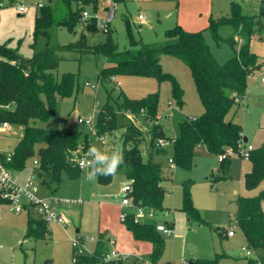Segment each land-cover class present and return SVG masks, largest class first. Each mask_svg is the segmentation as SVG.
Returning <instances> with one entry per match:
<instances>
[{
    "label": "rangeland",
    "instance_id": "374dc122",
    "mask_svg": "<svg viewBox=\"0 0 264 264\" xmlns=\"http://www.w3.org/2000/svg\"><path fill=\"white\" fill-rule=\"evenodd\" d=\"M232 0H124L117 3L115 17L111 24L112 37L119 51L132 48V41L141 42L145 46L157 47L164 45L167 32L180 27L188 33L203 32L211 47L212 53L220 64L232 58L234 52L226 43L216 44L211 37L208 26L210 19L228 17L231 14ZM240 2L242 11L246 15L258 14L262 0H233ZM38 4L40 0H0V44H7L12 50H17L24 58H30L34 53L44 51L47 47L56 48L75 43L84 31L87 35L88 45L103 43L107 39L106 33L99 30L90 34L83 29L82 24L76 26L75 32L66 27L53 26L46 35H36L35 21L40 14ZM18 6H24L26 11L20 13ZM113 7L107 0H95L87 5L84 11L89 16L101 18L108 15ZM86 20H90L89 18ZM129 25H126V21ZM260 28L251 43V49L264 62V16L260 19ZM223 38L233 35V29L224 25L219 29ZM240 43L236 46L239 50ZM138 49V47H137ZM59 66L53 71L57 78L64 73L78 75V93L71 97L58 98L55 114L47 120H31L32 127L49 130L76 129L89 131L81 127L79 118H92L94 128L98 113L108 100V92H112L111 104L120 93L130 99H142L149 94L159 93V123L166 136L167 144L164 155L155 156V161L161 162L164 173L169 177L164 183L166 195L164 210L157 212L158 220L172 224L174 232L171 238L164 237L163 252L157 264H183L184 261L216 260L218 264H247L248 258H257L258 253L247 257L242 250L251 249L237 224V200L242 197H257L264 190V181L255 189L245 186V174L252 169V162L244 160L239 153H234L226 163H230L229 171L224 174L219 156L211 154L205 146H198L194 153V164L185 169L170 164L169 159L174 157L173 139L177 135V124L184 119H196L204 114L192 72L182 61L170 55H161L160 63L164 73L172 75L183 91V106L180 108L172 96V83L170 80L158 82L154 77L142 75L118 74L113 78L101 81L100 73L108 64L103 56L94 57L91 54L79 52L57 51ZM263 70L250 78L248 91L242 106L238 110L235 121L242 129L244 147L252 146L255 151L264 147V85L260 80ZM89 86H86V84ZM95 86L97 89H93ZM131 118V119H130ZM119 128L112 134L103 136L102 140L92 130L91 146L95 145L101 155L121 153V137L130 122L140 126L145 134L146 127L141 118L128 116L123 111H117ZM23 128L12 126L5 132H0V153L8 156L21 139ZM247 139V142H244ZM147 148L143 146L144 157ZM34 176L32 185L42 188V180L33 172V163L18 176L15 182L19 186H26L27 180ZM128 183L124 172L117 173L109 184H101L97 178L89 179L87 175L77 180H70L63 176L58 188L57 198H73L84 190L82 197L84 205L60 203L63 215L68 223L65 228L50 223L47 233L37 240H24L28 224V212L21 214L3 213L0 216V264H75L73 258L74 248L71 240L93 238L95 241L86 243L90 251L95 250L98 232H95L98 222L102 230L112 233L119 253L134 257L151 256L153 252L150 242L137 241L126 229L120 219L121 188ZM189 184L190 198L199 217H192L183 210L185 186ZM0 187V191H1ZM37 193V192H36ZM76 194L71 196V194ZM68 194V195H67ZM91 194L95 197L90 211L82 213V207L88 204ZM37 196L38 193L36 194ZM79 196V195H78ZM92 201V202H93ZM108 203L100 208L99 202ZM110 201V202H108ZM0 202V208L5 209ZM264 211V200L262 201ZM128 211V210H127ZM166 212L168 214H166ZM35 216L34 214H32ZM141 223H155L152 219L143 218ZM87 228L91 229L88 231ZM80 229L78 233L77 230ZM216 229L235 231L234 238L220 237ZM87 230V231H86ZM23 237L21 238V233ZM122 246L127 248L123 251ZM262 253V251H261ZM260 254V253H259Z\"/></svg>",
    "mask_w": 264,
    "mask_h": 264
},
{
    "label": "trees",
    "instance_id": "16d2710c",
    "mask_svg": "<svg viewBox=\"0 0 264 264\" xmlns=\"http://www.w3.org/2000/svg\"><path fill=\"white\" fill-rule=\"evenodd\" d=\"M120 2L124 0H114ZM95 0H49L40 8L36 17V35H46L53 26L66 27L75 32L76 26L82 24L90 34L98 31L94 19L84 20L83 12L87 5ZM264 16V0L258 14L246 15L240 2L231 1V14L228 17L210 19L208 30L216 44H228L234 54L226 63L220 64L212 53L203 32L188 33L180 27L167 32L169 42L157 47L145 46L141 42H131L132 48L119 51L112 37V29L106 34L105 42L90 46L83 31L80 38L66 46L47 47L44 51L34 53L30 58L22 57L17 50L7 44H0V124L8 123L11 127L23 128L21 139L14 149L10 162L1 155L0 163L14 173L24 171L30 162H37L36 175L43 184L57 191L63 176L77 180L92 170L103 171L111 158L93 161L86 171L79 168L78 160L82 152H88L92 142V132L76 129L74 132L49 130L32 127L31 120H47L55 114L58 98L71 97L78 93V75L64 73L57 78L53 71L59 66L57 51L79 52L94 57L103 56L107 66L100 73L101 81L111 79L118 74L142 75L154 77L158 82L170 80L172 96L177 105L183 106V91L176 79L163 72L161 55H170L187 65L204 107V114L196 119H184L177 124V135L173 139L174 157L177 166L189 169L194 164V153L198 146H205L214 155H221L227 149L235 152L243 144L242 129L235 121L242 101L246 97L249 81L257 72L262 71L263 64L251 49V43L259 30L261 17ZM129 25V21H126ZM228 25L233 35L223 38L219 34L221 26ZM98 28V29H97ZM240 45L239 50L236 46ZM138 47V49H137ZM112 92L98 113L95 125L97 137L112 134L119 128L117 111L141 118L146 127L145 134L140 126L130 122L122 135L123 162L110 175H97L101 184H109L113 177L124 172L128 181L134 180L133 191L129 197L135 206L157 212L164 210L168 176L164 173L161 162L155 156L164 155V148H158L160 139H166L159 123V93L149 94L142 99H130L120 93L111 104ZM131 119V118H130ZM82 127V126H81ZM143 146L147 150L144 157ZM229 159L222 162V171L230 169ZM252 169L245 174L247 189H255L264 181V147L253 150L250 156ZM183 210L192 217H199L190 198L189 184L185 186ZM264 190L257 197H242L237 200V224L248 246L258 253V257L248 258L247 264H264V211L262 201ZM123 224L137 241L150 242L153 252L150 258L157 262L163 252L164 237L157 231V223H141L134 211H126ZM27 230L24 240H37L48 231V223L28 213ZM172 228V224L159 221ZM220 237L228 236V230L216 229ZM109 240L103 233L98 235L94 255H78L73 251L75 264H100L108 250ZM262 251V253H261ZM260 253V254H259ZM128 264V263H120ZM135 264V263H131ZM191 264H218L216 260L191 261Z\"/></svg>",
    "mask_w": 264,
    "mask_h": 264
},
{
    "label": "built area",
    "instance_id": "2783aa9c",
    "mask_svg": "<svg viewBox=\"0 0 264 264\" xmlns=\"http://www.w3.org/2000/svg\"><path fill=\"white\" fill-rule=\"evenodd\" d=\"M42 4H38V7H43L49 0H40ZM108 2L113 3V7L111 10L108 11V15L106 17H91L89 16V13L87 11L83 12V19H94L99 30H101L104 33H108L111 29L112 21L115 17V11L117 7V3L114 0H107ZM17 11L20 13H23L26 11L24 6H18ZM112 81H115L114 78H112ZM262 82L264 83V76L262 77ZM86 86H89L87 83ZM93 89H97L95 86H92ZM158 119H160V116H158ZM79 126L87 127L89 128L90 132H92L94 128V122L92 118L88 119H82L79 118L77 121ZM11 126L8 123L0 124V132H5L9 130ZM95 129V128H94ZM102 140L104 137H100ZM167 144L166 139H160L157 143L158 148H165ZM252 146L244 147L243 150H239L238 152L233 151L232 149H227L225 152L221 155H219V162L222 163L234 153H239L240 156L246 160H250L251 153L253 151ZM89 152V151H88ZM88 152H82L81 156L78 160L79 168L82 171L88 170V168L91 166L93 161L98 160L95 158V155H88ZM1 155H4L0 153ZM6 156V155H5ZM12 158V155L6 156V162H10ZM170 164H174L173 159H169ZM35 166H38V163L34 162ZM16 174L7 168L3 163H0V187L2 188L0 191V202L5 204V209L0 208V216L5 213H13V214H21L25 211L35 213V215L47 222L50 223H56L62 227L65 228V225L68 223L67 219L59 214L55 208L54 205L64 203V204H82V199H59L56 197H47V198H41L36 195V188L32 185V181L34 179V176L32 175L28 180L26 186L22 187L19 186L16 182ZM133 184L134 180H129L126 185H124L121 189V206L122 208H132L134 210V216L137 220H141L143 218L152 219L154 220L157 225V231L160 232L163 236L171 238L174 234L171 227H168L164 223H161L157 220V213L154 210H147L143 207L135 206L132 199L129 197L130 193L133 191ZM127 216L126 211H122L120 214L121 221H125ZM229 237L234 236V231L231 230L227 233ZM95 240L93 238H84V239H72V246L78 255H84L88 254L90 256L94 255V251H90L86 247V243L94 242ZM247 257H250L253 255L254 250L252 249H242ZM132 261L135 264H157L154 260L151 258H143V257H134L130 255H124L119 253V251L115 248H108L106 254H104L101 263L100 264H120V263H128L131 264ZM131 262V263H130ZM184 264H191V262H184Z\"/></svg>",
    "mask_w": 264,
    "mask_h": 264
},
{
    "label": "crops",
    "instance_id": "0c3cea01",
    "mask_svg": "<svg viewBox=\"0 0 264 264\" xmlns=\"http://www.w3.org/2000/svg\"><path fill=\"white\" fill-rule=\"evenodd\" d=\"M259 28H260V26H259ZM264 40V39H263ZM264 63V62H263ZM262 70H263V67H262ZM264 75H262V77H263ZM262 77H261V80H260V82H261V84H263L264 85V83L262 82ZM245 99V98H244ZM245 140V139H244ZM247 140V139H246ZM247 142V141H246ZM103 156V155H102ZM33 163V162H32ZM36 167L37 166H35V164L33 163V172L35 171V173H36ZM21 173V172H20ZM20 173H15L17 176H18V174H20ZM42 188L41 187H37V189H36V192L38 193V195H39V197H41V198H47V197H56L57 198V195H58V192L57 191H54L53 190V187L52 188H49L47 185H45V184H43V182H42ZM122 189V188H121ZM36 193V194H37ZM83 194H84V190H82V192H80V194L78 193V195L77 196H75L76 194H74V193H72L71 194V196H75V197H73V198H76V199H82V197L81 196H83ZM68 195V194H67ZM95 197V195L94 194H91L88 198L90 199V201H88V204H86V206H83L82 207V213H84V212H86V211H90L91 209H92V205H95L96 204V202H94L93 201V198ZM93 201V202H92ZM108 202H110V201H108ZM108 204V203H107ZM106 203H103L102 201H100L99 202V205L98 206H100V208L101 207H103V205H107ZM80 205H84V201H83V199H82V204H80ZM54 208H55V210H57L59 213L61 212V213H63V209H62V206H61V204H57V205H54ZM120 209H121V212L122 211H127L128 210V212H132V211H134L132 208H122V206H120L119 207ZM29 214H34L35 215V213H33V211H31V212H28ZM121 214V213H120ZM166 214H168L167 212H166ZM33 216V215H32ZM34 217H36L37 218V216L35 215ZM157 220H158V218H157ZM158 221H161V220H158ZM48 226H49V224H48ZM102 228V224H101V220H100V223L98 222V225H97V228L95 229V232H98V235L99 234H103L104 233V231L101 229ZM27 230V229H26ZM87 230L88 231H91V229H89V228H87ZM86 230V231H87ZM232 229H229L228 231H231ZM234 231V230H233ZM23 232L24 231H22V233H21V238L23 237V235H25V234H23ZM77 232L79 233L80 232V229H78L77 230ZM25 233H26V231H25ZM130 233V232H129ZM23 234V235H22ZM105 235H106V239H108L109 240V242L107 243L108 244V248H114V247H112V246H115L116 245V241L115 240H113L112 239V233H110L109 231H105V233H104ZM132 235V234H131ZM236 236V233H235V231H234V236L233 237H229V236H227V237H229V238H234ZM82 239V238H81ZM98 240V239H97ZM97 243V242H96ZM96 247V246H95ZM122 248H124V249H122L123 251H127V248H125V246H122ZM152 248H153V246H152ZM116 249V248H115ZM140 257H143V258H150V256H140ZM132 258H134V256H132ZM131 262L133 263L134 261H132L131 260ZM130 262V263H131ZM184 262H188V261H184ZM184 262H183V264H184Z\"/></svg>",
    "mask_w": 264,
    "mask_h": 264
},
{
    "label": "clouds",
    "instance_id": "9594fccd",
    "mask_svg": "<svg viewBox=\"0 0 264 264\" xmlns=\"http://www.w3.org/2000/svg\"><path fill=\"white\" fill-rule=\"evenodd\" d=\"M88 155H95L96 159H108V155H101L98 151V148L95 145L89 147ZM123 162V156L119 152H115L111 155V160L109 165L103 171L92 170L89 172V179H94L97 175H110L112 174L116 168Z\"/></svg>",
    "mask_w": 264,
    "mask_h": 264
},
{
    "label": "water",
    "instance_id": "95a60500",
    "mask_svg": "<svg viewBox=\"0 0 264 264\" xmlns=\"http://www.w3.org/2000/svg\"><path fill=\"white\" fill-rule=\"evenodd\" d=\"M247 140L245 139L244 142H246Z\"/></svg>",
    "mask_w": 264,
    "mask_h": 264
}]
</instances>
